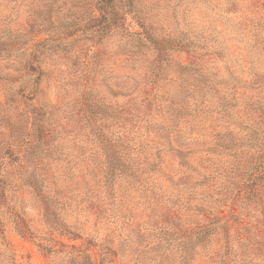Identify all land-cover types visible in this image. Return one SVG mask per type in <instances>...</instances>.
<instances>
[{
	"label": "trees",
	"instance_id": "obj_1",
	"mask_svg": "<svg viewBox=\"0 0 264 264\" xmlns=\"http://www.w3.org/2000/svg\"><path fill=\"white\" fill-rule=\"evenodd\" d=\"M138 1L90 0L73 12L76 17L63 21L60 12L67 1L0 0V62L7 64L0 75V106L14 112L5 126L15 134L0 147V171L14 154L18 169L26 163L40 167L56 155L51 147L68 139L79 152L83 201L97 221L113 203L116 186L122 198L148 196L143 222L152 224L154 234L159 230L173 237L183 256L203 248L219 229L224 242L218 264H252L246 260L247 244L253 241L257 254L264 242L256 233L250 236L255 228L264 230V218L254 221L251 214V209L264 214V23L243 10L241 21L234 22L243 0H190L188 9L197 10V16L165 34L134 19ZM131 12L139 32L127 24ZM18 17L22 21L16 27ZM121 32L128 39L117 47H128L125 77L133 84L120 94L123 103L108 107L113 113L93 114L103 104L85 100L89 113L56 116L57 107L38 102L46 50L82 39L91 41L86 48L92 51ZM177 54L190 61L176 59ZM225 208L236 211L225 218L217 213ZM107 213L105 226L117 216ZM185 213L193 217L191 227L182 222ZM230 239L246 246V253L233 252ZM102 244L101 263L110 254ZM70 250L55 253L73 256L77 249ZM45 254L55 257L51 250Z\"/></svg>",
	"mask_w": 264,
	"mask_h": 264
},
{
	"label": "rangeland",
	"instance_id": "obj_2",
	"mask_svg": "<svg viewBox=\"0 0 264 264\" xmlns=\"http://www.w3.org/2000/svg\"><path fill=\"white\" fill-rule=\"evenodd\" d=\"M58 1H67L60 12V19L63 21L76 17L73 12L80 4L86 7L90 4V0H80L76 4H68L69 0ZM189 3L190 0H140L136 6L138 15L134 19L161 29L162 33L171 34L197 16V10L188 9ZM240 6L238 12L233 14L236 24L241 21L239 17L243 15L242 10L264 23V0H243ZM21 21L22 17H18L13 25L17 27ZM135 22L137 21H133L131 12L127 24L132 25V31L139 32ZM127 39L121 32L105 37L92 51L86 48L92 44L91 41L82 39L72 46L46 50L42 57H45L42 64L45 74L38 87V102L46 107H57L52 110L56 116L81 117L84 113H89L84 106L87 105L86 101L103 104L104 109L94 107L93 114L106 116L113 113L108 107L114 101L123 103L125 98L120 94L126 93L133 84L125 77L124 67L127 63L124 62V57L128 47H123L122 44L117 47L121 40L125 42ZM111 54L116 56V61L112 60ZM175 58L184 63L190 61L188 55L177 54ZM6 67V63L0 62V75L6 72ZM3 100V80H0V101ZM13 116L12 109L3 112L0 106V147L14 139L15 134H11V128L5 126L6 118L9 120ZM72 126L73 124L68 125L70 130ZM57 143L51 147L56 155L51 156L40 167L26 163L20 170L14 161V154V160L11 159L9 165L4 164L6 168L0 171V178L5 176L0 191V264H70L69 261L74 264H218L217 250L224 242L219 229L208 235L203 248L198 245L183 256L173 237L166 238L156 230V238L151 230L152 224L143 222L149 212L145 204L151 202L146 199L148 196L130 194L122 198L114 186L113 203L108 211L106 209L104 219L97 221L96 215L90 212L83 201V190L79 186L81 166L78 149L68 139L59 145ZM45 211L48 212L47 215ZM235 211L234 208H225L219 209L217 213L229 218ZM107 212L116 213L117 216L105 226ZM251 214L254 221L264 218L259 209H251ZM192 219L185 213L182 222L191 227ZM230 225L234 227L235 223L230 220ZM49 226L54 228L52 232L49 231ZM255 229V232L250 231L251 238L256 233L257 238L264 240V230ZM102 242L106 249L104 252H110L103 263L99 259L98 247ZM246 243L245 241L243 245ZM239 244L241 245L230 239L227 246H232L233 252L246 253V246L239 248ZM247 245L251 255L246 260L252 264H264V242L262 251L257 254H254L253 241ZM71 247L77 249L73 256L63 257L64 253H55L68 252ZM47 250H51L55 257L46 255ZM184 259L187 261L184 262Z\"/></svg>",
	"mask_w": 264,
	"mask_h": 264
}]
</instances>
